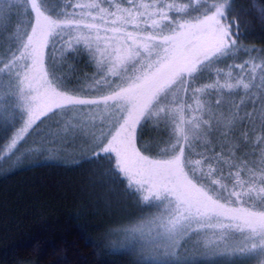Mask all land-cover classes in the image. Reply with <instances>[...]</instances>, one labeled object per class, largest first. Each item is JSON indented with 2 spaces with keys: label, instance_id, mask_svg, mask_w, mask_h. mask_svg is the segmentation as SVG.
<instances>
[{
  "label": "snow or ice",
  "instance_id": "snow-or-ice-1",
  "mask_svg": "<svg viewBox=\"0 0 264 264\" xmlns=\"http://www.w3.org/2000/svg\"><path fill=\"white\" fill-rule=\"evenodd\" d=\"M232 10V0H0V131L22 121L0 159L59 114L49 135L81 139L83 158H106L112 179L156 210L131 229L157 253L150 264H200L180 254L193 237L211 264H264V49L240 41ZM252 11L264 22V4ZM69 55L95 71H63ZM149 124L156 158L137 147Z\"/></svg>",
  "mask_w": 264,
  "mask_h": 264
},
{
  "label": "trees",
  "instance_id": "trees-1",
  "mask_svg": "<svg viewBox=\"0 0 264 264\" xmlns=\"http://www.w3.org/2000/svg\"><path fill=\"white\" fill-rule=\"evenodd\" d=\"M254 3L264 0H233L229 18L238 19L243 44L264 49V22ZM21 123L2 131L0 151ZM16 158L0 159V264H137L112 251L108 229L128 221L96 213L101 209L81 164L35 159L17 166Z\"/></svg>",
  "mask_w": 264,
  "mask_h": 264
},
{
  "label": "rangeland",
  "instance_id": "rangeland-1",
  "mask_svg": "<svg viewBox=\"0 0 264 264\" xmlns=\"http://www.w3.org/2000/svg\"><path fill=\"white\" fill-rule=\"evenodd\" d=\"M49 3H59V0H49ZM15 24L16 20L14 18L12 26L9 28L8 32H5V35L15 27ZM245 58L246 57L241 56L240 60ZM240 60L236 62L238 63ZM229 63H231V61H229ZM69 64L74 66L72 69L73 75H80L82 77L84 73L90 75L95 71L94 66L87 63L86 57L74 60L73 57L69 55L64 64L63 71H68ZM220 66L225 67V65ZM209 82L210 81L207 79L200 81L201 84ZM211 99L215 100V96H212ZM71 116L72 114L68 113L67 116L63 117V120H67L71 118ZM58 119H60L59 114L53 115L48 119H43L42 122H38L36 128L30 130V133L21 141V146L17 147L13 156H20L21 153H24L27 149H39V151L28 154L26 156L27 158L23 159V161L40 159V162L51 160L70 165L72 162L79 161V163L76 164H81L83 169L82 172H84L90 185L94 189V198L97 202V206L101 209L95 210L96 213L100 211V215L109 217L111 222L128 221L120 226L114 224L113 227L108 229L110 233L109 237L114 236V238L110 239L112 251H124V253L131 256L133 261L137 264H150L151 257L157 255V253L153 251L152 246L147 244L139 233L132 232L131 229L134 225L138 224L142 218L150 216L156 210L151 206L140 204L138 197L131 195L127 191L126 180L118 179L114 181L112 179L109 171L112 165L106 158L101 157L98 160L83 158V149L86 147V143L82 142L81 139L77 138L72 140L69 136L67 137L68 143L65 144L63 143L65 139L63 135H49L50 131L52 133H57L62 127L63 121H61V124H57L56 121ZM2 134L3 132L0 131V137ZM160 135L161 134L153 129L150 124L145 125L142 134L139 136L137 147L141 149L144 155H148L150 158H156L154 151H146L145 146L151 147L154 145ZM54 139L55 143H50V141ZM94 150L95 149H93V151ZM193 240H195V237H193ZM193 240L184 243L183 247L180 249V254L182 256L195 257L200 260V264H211V261L196 256Z\"/></svg>",
  "mask_w": 264,
  "mask_h": 264
}]
</instances>
